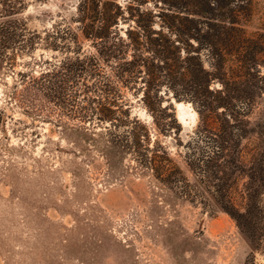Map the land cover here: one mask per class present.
<instances>
[{"label": "rangeland", "instance_id": "rangeland-1", "mask_svg": "<svg viewBox=\"0 0 264 264\" xmlns=\"http://www.w3.org/2000/svg\"><path fill=\"white\" fill-rule=\"evenodd\" d=\"M75 1L23 0L16 16L41 32L68 16ZM263 21L264 0H253L246 33L255 35ZM37 42L16 54L12 65L0 62V264H244L250 256L264 264V188L253 216L262 237L253 248L236 221L209 198L204 204L193 202L157 185L135 152L103 154L101 135L77 128L81 120L71 101L50 100L32 88L29 78L47 66L37 57L56 59L62 53L43 39ZM81 43L90 46L88 40ZM259 70L262 74L264 65ZM250 82L253 130L242 140L243 158L264 177V81L251 76ZM119 88L128 115L147 126L149 143L164 145L194 181L181 154L197 113L184 107L179 120L177 100L163 94L161 104L178 123L175 134H163L152 120L156 107L138 98L132 84ZM246 173L239 175L232 193L238 206Z\"/></svg>", "mask_w": 264, "mask_h": 264}, {"label": "trees", "instance_id": "trees-1", "mask_svg": "<svg viewBox=\"0 0 264 264\" xmlns=\"http://www.w3.org/2000/svg\"><path fill=\"white\" fill-rule=\"evenodd\" d=\"M146 3L76 0L73 11L44 28L41 38L40 31L16 16L23 0H0V62L12 65L16 54L30 51L42 39L57 46L62 53L56 59L37 57L47 66L29 78L32 88L47 99L71 101L81 120L77 128L101 135L103 154L112 149L135 152L157 185L189 201L204 204L209 198L257 248L262 236L255 231L253 216L264 177L253 162L244 160L242 140L253 130L250 78L264 81L259 70L264 65V21L255 35L246 33L253 0ZM81 39L90 46L82 47ZM18 73L21 78L23 72ZM131 84L138 98L156 107L152 120L163 134H175L178 127L173 113L161 104L163 94L195 109L197 125L181 154L194 181L164 145L149 143L147 126L128 115L119 86ZM85 119L98 127L82 125ZM244 170L246 179L239 189L243 203L238 206L232 193ZM244 264L256 263L250 256Z\"/></svg>", "mask_w": 264, "mask_h": 264}, {"label": "bare ground", "instance_id": "bare-ground-1", "mask_svg": "<svg viewBox=\"0 0 264 264\" xmlns=\"http://www.w3.org/2000/svg\"><path fill=\"white\" fill-rule=\"evenodd\" d=\"M175 105H176V108H177V118H179V120H180V118H182V112L184 111L183 110L184 107H188V109H190L192 114H194V115L196 114V111L191 108V105H190L189 102L185 103V102H182V101H176Z\"/></svg>", "mask_w": 264, "mask_h": 264}]
</instances>
